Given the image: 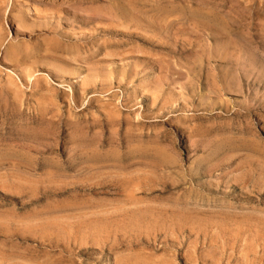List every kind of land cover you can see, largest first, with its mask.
I'll return each mask as SVG.
<instances>
[{
  "label": "rangeland",
  "instance_id": "374dc122",
  "mask_svg": "<svg viewBox=\"0 0 264 264\" xmlns=\"http://www.w3.org/2000/svg\"><path fill=\"white\" fill-rule=\"evenodd\" d=\"M26 263L264 264V0H0V264Z\"/></svg>",
  "mask_w": 264,
  "mask_h": 264
},
{
  "label": "bare ground",
  "instance_id": "6f19581e",
  "mask_svg": "<svg viewBox=\"0 0 264 264\" xmlns=\"http://www.w3.org/2000/svg\"><path fill=\"white\" fill-rule=\"evenodd\" d=\"M32 1V0H31ZM73 2V1H72ZM79 2V1H78ZM90 2V1H89ZM47 3V2H46ZM53 4V3H52ZM64 4V3H63ZM36 5V4H35ZM24 6H26V5H24ZM81 6V5H80ZM60 9V8H59ZM16 10V9H15ZM19 10V9H18ZM53 10V9H52ZM36 11V10H35ZM72 11V10H71ZM111 11V10H110ZM22 12V11H21ZM12 13V12H11ZM75 14V13H74ZM72 15V14H71ZM78 15V14H77ZM81 16V15H80ZM15 17V16H14ZM21 18V17H20ZM133 18V17H132ZM12 19V18H11ZM23 19V18H22ZM74 19V18H73ZM22 21V20H21ZM77 21V20H76ZM16 23V22H15ZM26 23V22H25ZM92 24H94V23H92ZM2 28V27H1ZM45 28V27H44ZM50 28V27H49ZM54 29V28H53ZM97 29V28H96ZM74 30V29H73ZM51 32H52V29H51ZM17 33H19L18 31H17ZM21 34V33H20ZM22 35V34H21ZM95 35V34H94ZM54 36V35H53ZM57 36V35H56ZM90 36V35H89ZM93 36V35H92ZM141 36V35H140ZM18 37V36H17ZM20 37V36H19ZM25 37V36H24ZM62 38V37H61ZM112 38V37H111ZM78 41V40H77ZM140 42V41H139ZM117 53V52H116ZM50 55V54H49ZM78 56V55H77ZM67 61V60H66ZM75 65V64H74ZM92 67V66H91ZM91 71V70H90ZM97 72V71H96ZM101 74V73H100ZM109 119V118H108ZM192 151V150H191ZM245 174V173H244ZM75 206V205H74ZM161 211V210H160ZM143 215V214H142ZM234 215V214H233ZM145 217V216H144ZM262 217V216H261ZM255 219V218H254ZM217 220V219H216ZM58 221V220H57ZM112 221V220H111ZM131 221V220H130ZM253 221V220H252ZM145 222V221H144ZM205 222V221H204ZM92 223V222H91ZM116 223V222H115ZM196 223V222H195ZM61 224V223H60ZM113 224V223H112ZM132 224V223H131ZM52 225V224H51ZM90 225V224H89ZM92 225H93V223H92ZM102 225V224H101ZM109 225V224H108ZM115 225V224H114ZM135 225V224H134ZM177 225V224H176ZM54 226H57L58 227V224L57 225H54ZM129 226V225H128ZM52 227V226H51ZM137 227V226H136ZM150 227V226H149ZM39 228H41V227H39ZM84 228V227H83ZM91 228V227H90ZM98 228V227H97ZM101 228V227H100ZM115 228H116V226H115ZM146 228V227H145ZM158 228V227H157ZM27 229H29V228H27ZM58 229V228H57ZM85 229H87V228H85ZM130 229V228H129ZM35 230V229H34ZM50 230V229H49ZM138 230V229H137ZM153 230V229H152ZM191 230V229H190ZM197 230V229H196ZM249 230V229H248ZM56 231V230H55ZM54 231V232H55ZM59 232H60V230H58ZM87 231V230H86ZM95 231V230H94ZM98 231V230H97ZM118 231V230H117ZM193 231V230H192ZM43 232V231H42ZM84 232V231H83ZM104 232V231H103ZM105 232H107V230H105ZM131 232H132V230H131ZM50 233V232H49ZM80 233V232H79ZM98 233V232H97ZM101 233H102V231H101ZM137 233V232H136ZM150 233V232H149ZM155 233V232H154ZM191 233V232H190ZM193 233V232H192ZM57 234V233H56ZM55 234V235H56ZM59 234V233H58ZM130 234V233H129ZM138 234V233H137ZM237 234V233H236ZM149 235V234H148ZM165 235V234H164ZM238 235V234H237ZM236 235V236H237ZM62 236V235H61ZM88 236V235H87ZM98 236V235H97ZM126 236V235H125ZM143 236V235H142ZM175 236V235H174ZM50 237H52V236H50ZM56 237H58L57 235H56ZM90 237V236H89ZM129 237V236H128ZM148 237V236H147ZM239 237V236H238ZM38 238V237H37ZM44 238V237H43ZM59 238V237H58ZM99 238V237H98ZM125 238V237H124ZM123 238V239H124ZM130 238H132V237H130ZM157 238V237H156ZM174 238V237H173ZM181 238H183V237H181ZM51 239V238H50ZM249 239V238H248ZM8 240V239H7ZM56 240H58V239H56ZM55 240V241H56ZM86 240V239H85ZM98 240V239H97ZM174 240V239H173ZM49 241V240H48ZM87 241V240H86ZM151 241V240H150ZM179 241V240H178ZM43 242V241H42ZM47 242V241H46ZM73 242V241H72ZM194 242V241H193ZM252 242V241H251ZM149 243V242H148ZM160 243V242H159ZM178 243V242H177ZM253 243V242H252ZM31 244V243H30ZM113 244V243H112ZM141 244V243H140ZM184 244V243H183ZM235 244V243H234ZM82 245V244H81ZM120 245V244H119ZM142 245V244H141ZM164 245V244H163ZM168 245V244H167ZM179 245V244H178ZM246 245V244H245ZM147 247V246H146ZM159 247V246H158ZM181 248V247H180ZM247 248V247H246ZM15 251V250H14ZM164 251V250H163ZM243 256H244V253H243ZM248 256V255H247ZM138 259V258H137ZM43 260V259H42ZM127 261V260H126ZM125 261V262H126ZM162 261V260H161ZM165 261V260H164ZM49 262V261H48ZM52 262V261H51ZM129 262V261H128ZM127 262V263H128ZM136 262H137V260H136ZM143 262V261H142ZM152 262V261H151ZM9 263H11V262H9ZM54 263V262H53ZM63 263V262H62ZM123 263V262H122ZM27 264V263H26ZM140 264V263H139ZM168 264V263H167ZM238 264V263H237ZM247 264V263H246Z\"/></svg>",
  "mask_w": 264,
  "mask_h": 264
}]
</instances>
